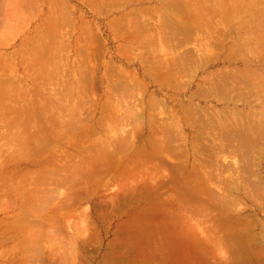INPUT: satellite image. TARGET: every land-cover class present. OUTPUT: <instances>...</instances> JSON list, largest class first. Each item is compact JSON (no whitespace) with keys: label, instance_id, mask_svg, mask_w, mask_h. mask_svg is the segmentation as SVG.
Masks as SVG:
<instances>
[{"label":"rangeland","instance_id":"1","mask_svg":"<svg viewBox=\"0 0 264 264\" xmlns=\"http://www.w3.org/2000/svg\"><path fill=\"white\" fill-rule=\"evenodd\" d=\"M111 1L112 2L109 3L108 1H104V0H0V130H1L0 132V161H2L0 162V164L2 163L3 165V166H0L1 168L0 169V193H3V194H0V199H1L0 200V205H1L0 206V225H1L0 232H2L1 235H3V233L4 234L6 233L5 235H8V236L10 235L9 233H11V235L13 234L15 235L16 233L13 230H12L13 232L7 230L9 231L7 233L6 227L5 228L3 227V230L1 229V227L3 226V224L6 225V223H8L6 226L9 227L11 225V223L9 224V221L11 222L15 214L18 213V207L17 208L15 207L16 209L12 207L13 199L18 201L20 199V196L24 197L27 193V190H25L26 188L24 187L25 181H23L21 177L19 178L13 177L14 179H12L11 177L12 170L15 169L17 166L21 167L22 170H25L26 167L31 166L30 164H26L24 161L21 162V160L19 161L21 163L16 162L17 158L13 156V155L18 156V154L21 155L23 152L28 151L29 149L33 150L35 144L30 142L29 140L26 141V138L28 136L31 137L32 134H35L34 131L38 132L40 128H42L41 130H43L44 132L47 129H51L52 131L54 130L53 131L54 133H52L51 130H48L50 131L51 134H53V136H55L56 130L65 132L67 130L66 127L68 128L69 125H72V127L69 126V128L71 127L70 129H72L74 126L73 123L69 124L68 122L72 114L75 115L76 113L78 114V117L74 116L75 118H80V119L84 118V120L86 119L89 121V124L96 123V121H98V119H100V117L103 114H106V115L112 114V113L115 114L116 110L113 112L114 107L111 108L112 105L115 103V101H117L115 99L122 100L120 106H123V108L121 107L118 110L119 112L121 111L120 113H124L125 110H126L125 113L129 112L130 108H128V106H130V104H132L133 102H136L137 104L139 102L138 105H140V107L138 109V112L141 111L140 114H142L145 117L144 119L146 121V126L144 128V131L141 132L142 136L140 134L141 137H139V140L137 142L138 146L141 145L143 143V140L145 139H146L145 141H147L145 143H149V141H152V134L150 135L151 130L149 128V119H150L149 113H151L150 112L151 109H152V112H154V114L157 116H159L158 114L161 111H163L164 115L166 116L167 114H170L168 115V117L162 115V117L164 116L165 118H168V119L163 118L165 120V121L163 120L165 123L170 122L171 117L169 116L174 117V120L176 117H178L179 119L181 118L183 120L182 121L180 119L181 126L183 125L182 129L177 130L181 132L182 135L179 134L180 135L179 136L178 134H176V137L178 136H179L178 138L181 137L183 141L181 140V138L180 139L177 138L179 143H176L177 141L175 143L177 146H180L179 145L180 143L181 144L184 143L183 145L185 146V148L187 147L189 151V155H190L188 156L189 160L187 159L189 163L185 159L186 157H183V156L180 157L177 154H175V156L180 158L179 160V159H176L177 157L175 158V156L173 155L174 156L173 158L176 161L172 158V162L170 161L171 163L170 162L169 163L171 165L173 164L172 166H175L176 168L172 167L168 163V168L169 169L171 167L173 168L171 170H168L169 171L168 176L169 177H171L172 175L174 177L177 176L176 178H177V183H178L177 185L175 181L169 178V185L171 182L173 183L172 186L176 184L175 186H178L177 187L178 189L182 188V190H185V191H182V190L178 191L177 188L174 189V187L170 186V188L171 187L172 188L171 189L169 188L168 190L167 188H165L164 190L166 191L163 193L165 196H167L170 193V191L171 193L172 191H174L172 193V196L170 194V196L168 195L167 198L170 199V201L172 199L175 201L173 202L172 200V202L175 203L174 209L172 210L173 214L179 213V216H183V220H181L180 218L178 219L179 217L178 216L175 218L181 221L177 222L175 218H172V220L174 221L172 222V220L169 219L168 217H163L161 215L162 217L159 216L157 217V219L153 221V223L156 224L154 225L152 223L153 228H154V229L152 228L153 230L144 228V227H147V225L146 226L143 225L144 227H142L140 223L136 224L137 217L139 213H141V210H140L139 205H137L136 203L132 204L134 202V197H132L131 201H129V203L126 205L125 197L124 199L122 198L124 194L120 192L118 195H120L121 199L119 198V201L116 204L117 206L115 208L112 207L113 203L110 199L116 197L117 195L116 193H118L117 189L121 188V186L119 187L118 184L119 185L122 184L121 181H120L121 183H119V181L116 182L117 180L116 181L113 180L116 183H118L116 186L117 188L115 187V185H113L114 182L112 185L109 183L110 184L109 187L107 184V188L106 186L105 187L103 186L104 188L100 187L101 189L99 188L98 191L96 192L97 195L95 194V196L93 195V197L90 195V197L87 198L88 200L86 199L87 202L86 200H84L83 201L85 202L84 204H79L77 206L78 210L76 209V212L78 213L75 212L77 215H72V214L68 215L67 218L60 221L61 223L64 222L63 224H66L67 227H68V224H70L71 228L69 225L68 227L69 230L66 227L64 228V230L62 229V232L60 231V233H57V236L59 235V237L53 238V233H51L50 226L48 225L46 227L48 233L46 235H43V237L41 235L37 236L36 240H34L35 237H33L30 243L28 244V246L23 247L21 245L22 242L18 241V240H21V241L23 240V244L26 243L27 241L24 237L25 234L19 237L17 236L16 238L15 237L13 238L14 236L13 235L12 236L13 239L10 237L11 238L10 240L12 242L9 240L7 241L8 242L7 244L1 243L0 250L1 252L3 250L4 251L2 252L3 255L5 253V256L7 255L8 258L5 256L2 257L3 255L1 253L0 264H7V263L8 264H226V263L227 264H239L240 263L241 264L242 261L244 264L246 263L247 264L248 263L249 264H264V152L262 151L260 152L259 150H257V157H258L257 161H261L260 162L261 164L259 163L256 165L258 169H256V172L251 175L252 178L255 179L254 181L256 180L258 181L255 182L256 187H252V193H250L247 191L245 182L243 183L240 182L237 184L234 180H230V173H231L230 168H232V166H230L231 163L229 161L228 162L224 161V156H229L231 154L229 155L227 153H226L227 155L226 154H221V155L216 154L213 150L210 149V146L212 148L213 143H214L213 144L214 146H218L215 144V142H212L213 138L210 137L212 141L208 140L210 141V144H208L209 142L207 141L208 139L207 137H205L207 139H205L203 135H202L203 138H201L202 136L199 137L200 136L199 134H201L199 133L200 129H202L203 127L207 126V131L212 130L214 127L217 128L216 127L217 124L215 123L217 122V120H214V118L216 119V117L218 116V119H219L222 113V110L226 111L227 109L229 110L231 109L232 111L231 113L238 112V111H240L241 113L242 112L244 113V111H247L248 113L245 112L247 114L244 113V116L241 115L243 118L247 117L245 115L250 114L249 112L251 111L253 113L252 115H256V118L257 116L258 117L261 115L264 116V110H263L264 106L262 107V105L260 104V102L261 103L263 102L262 104L264 105V64L262 65L260 62V61H264V35H263L264 34V29H263L264 28V16L261 17L262 15L260 16V14L256 16V14L258 13L256 10L257 7L259 9L258 11H260V8H262L261 6H263L262 4H260L262 0H256V1L255 0L254 1L252 0H239V1L231 0V2L230 0H222V4L220 3L221 0H218V1L214 0L215 2L213 0H200L198 2L197 0L195 1V4L194 2H192L193 5L188 6L186 8V12L189 17L188 16H184V17L186 18V20H191L193 25L198 20L204 22L202 19H205L208 25L205 27L206 29L208 27L207 31L209 33L205 30V27H204V30H201V31L195 30V32L189 37V39L185 40L187 42L185 43L183 42L180 45H174V46H177L174 49L176 50L177 48L178 51L180 50L179 52L181 53L183 52L182 54H188V53L192 54L193 56H191V58H197L199 56V53L197 54L196 52L197 49L195 46L199 45L201 43V40H204L206 36L208 40L209 36L207 34L210 35V32L213 31L212 33H215V35L213 36L214 38L211 37V39L213 40L211 42L213 46L212 47L213 54H212V57L206 60L205 62L200 63V60L191 61L188 64V66L185 68L186 71L184 73L179 74V76L175 78L176 82H173L174 81L173 79V81L171 80L168 83H164L165 81H163L160 78V75L164 74L166 71L165 67L161 65L160 62H162L163 59H167L168 54L170 53L167 54V52L161 51L160 50L161 47H159V45H157L156 43L154 44L148 43V41L151 40L149 38H146L144 42H140V43L129 41L130 39L128 37L126 38L123 37L125 34L122 36V34L119 33L115 25L116 20L122 15L129 13L130 10H133L139 7L154 8V6L156 5L155 0L140 1L139 4H138V1L137 3L135 1L134 3L131 4L125 0L124 1L122 0L123 3L125 4V5L122 4V6L124 5L125 7L124 6L120 7L116 5L117 0H111ZM119 1L121 0H118V2ZM210 2H211V5L216 4V7L215 5H213L214 6L213 8V6L210 5ZM250 2L254 4L251 5ZM235 3H236V6H235ZM243 3L245 7L242 6ZM257 5H260V7ZM234 8H236V10ZM251 8H255V9L252 10L251 12L249 11ZM188 10L190 11L191 15L189 14ZM253 12L256 14H254ZM198 13H200L203 16L202 19L199 18ZM219 13H221L219 15L220 18L217 15ZM225 13L226 15H224ZM252 13L254 15H252ZM196 15L198 17H196V19L193 20V17ZM222 16L225 19H223ZM258 16H260V18H262L261 20H263L260 22V24H259L260 18ZM212 17H214L213 18L214 22H213ZM226 17H227V20H226ZM147 18H149V15L147 16ZM154 19H157V18L154 16ZM217 21L219 22V24ZM225 21H227V23ZM152 23H154L153 20H152ZM184 23L186 24V22ZM209 23H211V25ZM212 23L213 24L216 23L214 24V27H217V29L213 27ZM232 24H234V26ZM257 24H259L260 27L262 25V28L260 29L259 25L257 26ZM235 25H237L238 27ZM243 25H244V28H243ZM246 25H248L249 27ZM209 26H211L210 27L211 31H209ZM247 27L250 28V30L247 29ZM247 32L249 33L247 34ZM127 35L128 34H126V36ZM180 35L182 37L184 34L181 33ZM221 35L222 37L224 35V37L221 38ZM203 36H205L204 39L201 38ZM216 37L223 39L224 41L223 44L214 42L216 41L215 40ZM245 38L246 40L243 42V44L245 45H243L241 44V40H244ZM207 40L206 41L204 40V41L207 42ZM204 41H202L203 43L201 44V48H203L204 46V43H205ZM209 41L211 40H208V42ZM172 46L173 45H171V47ZM197 48H200V47L197 46ZM47 54L49 58L45 56ZM52 54H54V56H52ZM81 56L83 58H81ZM88 57H91L89 58L90 60L88 59ZM47 58H48V62L46 63ZM168 59H170V57H168ZM258 60H259V63H257ZM246 61L250 63L251 68L255 70L256 73L258 74L256 78H258L260 81L262 80L261 81L262 83L259 82L258 79L256 78L254 80L258 84H260L259 89H256L255 91L258 93L260 92L259 94L261 97L260 96H259L260 98L257 97L258 96L257 94H256L257 96H254L255 95L254 93L256 92H253V97L251 96L253 100L255 98L254 101H257L256 100L257 98H259V101L254 102L253 100L250 99L251 100L250 103H252V106L248 102L247 104H245L246 102L243 101V99H241L240 102L234 101L233 103V101L220 100L219 98L217 99V96L214 93L211 94L212 91L210 90L207 91L210 85L209 81L212 78H216V76L218 77V75L220 76L221 74H225V72L228 73L229 71H233V70L234 71L238 70L239 72L240 71L243 72L246 69L245 67ZM87 65L88 66L90 65V66L88 67ZM79 67H81L80 69H83L81 70L82 73H80ZM92 67L94 68V70L92 69ZM54 71H56L57 73ZM89 72H92L93 75H91ZM107 72H111V73L109 74ZM112 72H113V75H112ZM85 74L88 77L85 78ZM157 74L159 76H157ZM214 74L216 75L215 77L213 76ZM80 77H83L82 81L83 83H85L84 86H85L86 91L84 89L83 84L81 85L80 83L81 87L79 86L78 80L80 79ZM241 78L244 79L243 76ZM158 79L161 81H159ZM92 80L94 82H92ZM137 80H139L143 84L135 85L137 83H140ZM79 81H81V79ZM214 81L216 80L212 79L211 83H213ZM90 82L93 85H91ZM111 82L113 83L111 84ZM206 82L209 83V85L208 87L205 88V86H207ZM257 83L256 85L258 87ZM88 85H90L89 88H88ZM140 86L141 87L144 86V87L140 88ZM78 87H80L79 88L81 89L80 91ZM131 88H133V90ZM83 89H84V92H83ZM198 89H200L199 92H198ZM204 90H205V93L207 92L209 94L207 95L206 93V95H203L205 94L203 92ZM77 91H79L81 94ZM209 95H211L212 97ZM214 96L216 97V99H214L215 98ZM128 97H130V99ZM122 98L124 99V101ZM134 98L137 100H134ZM150 98H152L151 99L152 103H151ZM140 100H143V101H140ZM155 100L158 101L157 106L159 105L160 109L156 105H154L153 101ZM109 101L111 103L112 102L114 103L111 104ZM127 101L130 102L129 105ZM141 102L143 103L141 104ZM62 103L65 104V106L61 105ZM158 103H161V104L164 103L163 106L165 110L162 107H160V104ZM190 104L194 107L191 106L189 110L187 109V111L183 112L184 110H186L184 109L186 108L184 106L186 105L190 106ZM107 105L109 106V108ZM165 105L167 108L165 107ZM78 106H80V110H76V109H79ZM181 108L183 109V111ZM195 108L199 109V111L200 110L202 111L198 113V110H196ZM72 109H73V113L70 112L72 111ZM94 109L96 110V112ZM194 109L196 110L197 113H195ZM166 110L169 112H167ZM170 110L171 111L173 110L172 112L174 113L172 114H175L176 117L170 113ZM191 110H193L192 111V113L194 112L193 114L190 113ZM225 111L224 113L228 112V111L226 112ZM102 112L103 114H100ZM156 112L158 114H156ZM202 112H205L206 114L205 113L203 114ZM214 112L216 114L219 113V115L213 117L212 114L210 113H214ZM201 113L204 117L205 115L209 116L208 114H210L212 119L210 116H209L210 119L207 116L206 118H208L211 122L213 120L214 123L208 124V122L210 121H207L208 119L200 115ZM190 114H191V118L189 116ZM196 114H199V116L203 117L204 120L207 122L205 123V121L202 120L203 118L200 119V117H198V119H200L198 120L197 119L198 115ZM238 114L240 113L238 112ZM61 115L63 117H61ZM81 115L84 117L81 118L82 117ZM89 115L91 116L89 117ZM192 115L193 117L195 116L196 117L192 118ZM48 116H49L48 118L49 120L47 119ZM74 117L72 116V118ZM91 117H94V118L91 119ZM75 120L73 122H75ZM159 120L161 121V117H159ZM58 121L60 125H58L59 124ZM66 121L68 124L66 123ZM41 122H44V124L42 123L43 124L42 125ZM203 122H204L203 126L201 125L200 127L199 124H202ZM74 124H75L74 127L76 131L78 130L79 126H76L77 125L76 123ZM205 124L207 125L204 126ZM61 126L62 128H60ZM43 127L45 129H43ZM118 128L120 129V127H117L116 131L117 130L119 131ZM128 128H131V127H128ZM128 128L126 127L127 130ZM176 129L177 128L173 129L175 133H177ZM45 133L48 134L47 131ZM118 133H117L118 135L116 136V138L118 137L117 140L121 137L122 134H123L122 136H126L124 133H122V131H119ZM170 133H173V131H170ZM175 133L173 134L175 135ZM209 133H212V132H209ZM174 135H170L172 140L174 139L177 140ZM53 136H50V137L53 138ZM150 136H151V140H150ZM140 138H143V139H140ZM147 138L149 139V141ZM184 138H185V142H184ZM197 138H198V141L202 139L205 140V141L202 140L203 141L202 145L200 144L199 145L201 147L202 146L204 147V145L208 144L207 146L210 145L209 149H206V146L205 148L200 147L202 149L201 151L198 145H197L198 147H196L195 144L199 143V142L195 143V141H197L196 140ZM186 142L188 144V145L186 144L187 146L185 145ZM22 143L25 144L26 146L23 145ZM8 144L10 145L9 147H8ZM27 145H29L30 148ZM193 145L197 148V150L199 149L197 151V155L200 154V156L198 155L199 157H195L194 162H193L194 155L191 152L195 153L196 148ZM260 145L261 144H258V146ZM192 146L194 147V151H193ZM10 149L12 150V152ZM15 149H17V151L19 152L17 153ZM133 150L135 151L137 149L130 150V148H128L127 151L122 149L120 153L118 154L120 155V160H121V154L123 156H126V154H128L127 156H130V153ZM9 153H12V155ZM11 156L13 157V159L11 158ZM126 157H123L124 159L122 158V161H121L122 165L124 164V160L127 159ZM183 159L186 160V161L184 160L185 163ZM12 160L14 161V163H12L13 162ZM199 161L200 162L206 161L205 169L203 166L202 167L200 166ZM196 162H199V163H196ZM192 164H193V169H192ZM194 164H197V165L194 166ZM123 166H115L114 171L120 170V168L122 169ZM196 168L197 170L199 169L198 174H197L198 171H196L195 173ZM171 172L173 173L172 175H171ZM204 173H206L207 175H205ZM194 174L195 175L197 174L196 177ZM199 174H201L200 176H204V177L203 178L201 177L202 178L201 179ZM110 176L112 177L113 175H110ZM173 176H172V179L174 178ZM178 176L179 177L183 176V178L186 179L185 180L182 178L185 181L184 183H188L189 185L190 183L191 184L193 183V184L191 186L189 185L187 186L186 184L182 183L183 181L181 182L182 180L181 178L179 182ZM205 176H209V178H211L210 180L212 181V183L214 182L216 184H213L214 185L213 186L212 183L211 184L208 183L211 181H208V179H206L208 177L205 178ZM244 176H245V173H244ZM248 177L250 178L249 173L246 174V178ZM256 177L258 179H256ZM135 178L136 179L134 183L133 182L132 184L130 183L131 186L129 187V189H131L132 186L136 187V185L142 181V180L140 181L139 178L137 177ZM204 178L206 182L208 181L207 183L209 185H212V186L208 185L210 187L209 190H207L208 186H205L206 184L204 183L205 182ZM9 182L10 183L13 182L11 183L12 185ZM198 182H200L201 184L200 183L198 184ZM7 183H9L8 184L9 186L7 185ZM185 185L186 187H184ZM197 187L199 190L202 189V191H199ZM219 187H222L224 188V190H226L225 195H222V192L219 191ZM23 188L24 190L20 191ZM46 188L49 191L51 190L50 185L49 187H46ZM204 188L206 190H204ZM176 189L178 193L175 192ZM194 189H196L197 192L199 191V193H195L196 191ZM42 191H45V189ZM186 191H187V194L185 193ZM190 191L193 193H191ZM21 192H22V195L20 194ZM179 192H180L181 198H179L180 197V195H178ZM181 192L182 193L184 192L185 194H182ZM188 192L190 193L188 194ZM228 197L232 199L233 203L228 202V200H230V198ZM7 198L9 201L7 200ZM162 198L166 199V197L164 196H162L161 199ZM185 198L186 200H183ZM235 198L238 199V201L235 202ZM159 199L160 198H158L157 200ZM10 200L12 201V204H10L11 202ZM20 200L22 201V198ZM123 200L124 202H122ZM8 203L11 206H9ZM101 203L102 205H99ZM180 203L182 204L183 207L182 206L180 207L181 205ZM18 204L21 206L23 205V203L21 204L20 201L18 202ZM109 204L112 206H109ZM118 204L120 206H118ZM87 205L89 208H87ZM170 207L172 208L173 204ZM85 208H87V210ZM157 209L158 210L164 209V207L161 206L160 208V206H158ZM172 211L170 214L173 217ZM82 215H83V218H86V216H88L87 217V219L89 218L88 224L90 222H93L94 225L92 223L91 224L92 226H94V228L92 226L89 227L90 229H92L91 232L88 226H84V227L88 228L89 232L81 224H79L80 226L77 227L80 229V230H77L78 232L73 231V230H76L75 224L78 222V219H79L77 216L83 219ZM134 216L135 217L137 216V217L135 218ZM222 216L224 217V219L222 218ZM240 216L243 217V219H245L244 220L245 222H244L243 219L241 218L242 223L244 222L245 224H247L246 223L247 220H250V222L252 221L251 225L253 227L252 226L251 227L254 228V230L249 228L250 226L248 224L246 225L248 227V230H246L247 227L245 226V224H242L243 226L240 225L241 222H240V219H238ZM161 218L165 220H162ZM69 219L70 220L72 219V220L70 221ZM237 220L240 223L238 222L236 224ZM66 222H69V223L67 224ZM169 222L170 223L172 222L171 226H168L170 225ZM175 222L179 223L178 224L179 226ZM159 223L160 224L162 223L161 224L162 227L165 225L163 229L165 228L167 229V231L164 230L165 231L164 232L162 228L160 229L161 226ZM132 225H135V226L138 225V227H135ZM208 225L209 226L211 225L210 228L216 227L215 229H213V231L214 230L218 231V232L216 231L213 232L211 229V231L214 234V235H211L212 238L209 235V234H212V232L209 231L210 232L209 233L207 232L208 230L206 229L209 227ZM217 225H218V228H217ZM238 225L241 226L242 228L244 227L245 228V229L243 228L244 231L243 229L238 230V228L240 229ZM59 226L64 227L65 225L64 226L59 225ZM155 226H157V228ZM236 226H238V228H236ZM39 227L41 226H37V229ZM179 227L181 228L182 231H180ZM143 231H145V233ZM189 231H192L193 235ZM245 231H248V232L246 233ZM142 232L144 234H141ZM181 232L183 234H181ZM204 233L207 235L208 239L210 237L209 239L210 241L206 238V236H204ZM254 233H257L258 236L257 234H254ZM85 234L86 236H84ZM261 234L263 237H261ZM245 235H246V238H245ZM247 235H248V238H247ZM249 235L251 236V238L253 237V235H255L253 237L254 239L252 238L253 241L250 240L251 238L249 237ZM202 237L205 239L202 240ZM0 238H1L0 240H3L2 236ZM165 238L169 240L165 241ZM240 238H241V241H240ZM170 239L173 241H171ZM213 240L215 241L214 244L212 243L214 242ZM171 242H174V243L176 242L177 245H175L176 243L175 244L173 243V245H175L173 246ZM229 242L231 243L228 244ZM16 243L18 244L17 247L19 248L20 246L22 249L19 248L18 250L16 248ZM167 243L169 244L171 243L172 246L167 245ZM220 243L222 246L220 245ZM239 243L241 244L238 245L239 246L238 247L237 244ZM155 244L156 245L158 244L157 245L158 247L157 246L155 247ZM232 244L235 246H233ZM13 245H14V250L16 248L18 252L17 250L15 251L13 250ZM162 245L164 247H162ZM166 245L170 247L169 248L170 250H173V249L177 250L176 248L180 247V249H178L180 251H177L179 255L177 256H175L174 254L171 255L173 252L171 251L172 253H170V250H167L168 247ZM202 245L204 247L206 246L205 249L203 248ZM229 245H232V246L230 247ZM73 246L75 247L74 249L76 250H73ZM181 246H186V248L182 247L181 249ZM209 247H212L215 250H217V248L215 247H220V248L223 247L221 249L224 250V252L220 248L219 249L221 250V252H219L220 250L218 251L213 250L214 253L216 252L219 253L218 254L219 256H216L217 253L214 254L210 248L209 249L210 254H209L208 249H206ZM234 247L235 248L238 247V248L235 250ZM201 248H203L205 251H202L203 249ZM6 249H9V250L11 249V251H13V252L11 251L10 252L13 253L14 255L9 253L11 257L13 258L9 256L8 254L9 250H6ZM231 249H234V250H231ZM241 249H245L244 251L246 250L247 251L241 252ZM260 250L262 252H260ZM198 251H200L201 255H199ZM160 252L164 253V255H167V256H164L163 254L162 256H158V255H161ZM166 252L170 254L168 255ZM177 252L175 253L174 251L175 254H177ZM236 252H238L239 254L238 253L236 254ZM249 252H251L252 254L254 253L255 257L254 256L252 257V254ZM153 253H154V256H152ZM155 253H157L156 254L157 256L155 255ZM247 253L248 255L249 254L251 255V256L249 255L251 260H249L248 259L249 257L246 256ZM202 254H204V257ZM205 256H207V259L205 258ZM200 257H202L203 259L202 258L200 259ZM204 258L206 259V261L204 260Z\"/></svg>","mask_w":264,"mask_h":264},{"label":"bare ground","instance_id":"2","mask_svg":"<svg viewBox=\"0 0 264 264\" xmlns=\"http://www.w3.org/2000/svg\"><path fill=\"white\" fill-rule=\"evenodd\" d=\"M104 1H108L109 3L110 2H112L111 0H104ZM124 1V0H123ZM123 1L121 0V1H119L118 2V0H117V2H116V5H118V6H122V4H124L123 3ZM125 1H127L128 3H134L135 1H136V3H137V1H138V4L140 3V1H145V0H125ZM150 1H152V0H150ZM195 1H197V0H155V2H156V5L154 6V8H151V7H149V8H141V7H139V8H136V9H133V10H130V12L129 13H126V14H124V15H122L121 17H119L117 20H116V22H115V25H116V28L118 29V31H119V33H121L122 34V36L123 37H128L130 40L129 41H132V42H138V43H140V42H144V40L146 39V38H149V39H151V40H149L148 41V43H156L157 45H159V47H161V51H164V52H167V54L168 53H170V54H168V57H170V59H168V57H167V59H163V61L162 62H160V64L161 65H163L164 67H165V70H163V71H165V73L164 74H162V75H160V78L163 80V81H165L164 83H168V82H170L171 80L173 81V79H174V81L173 82H176V80H175V78H177L178 76H179V74H181V73H184L185 71H186V67L188 66V64L191 62V61H195V60H200V63L201 62H205L206 60H208V59H210L211 57H212V54H213V46H212V39H211V37H213L214 35H215V33H212L213 31H211L210 30V27L211 26H209V31H211L210 32V35L209 34H207L209 37H208V40H211V41H209L208 42V40H207V36H206V38H205V36H203V37H201L202 39H204L205 41L207 40V42H205L204 40H201V43L199 44V45H194L195 47H196V52H197V54L199 53V56L197 57V58H191V56H193L192 54H190V53H188V54H182L181 52H179L178 50H177V48H176V50L174 49L175 47H177V46H174V45H180L181 43H185V42H187V41H185V40H188L189 39V37L195 32V30H197V31H201V30H204V27L205 26H208L207 25V22H206V20L205 19H202L203 18V16L200 14V13H198V15H199V18H201L204 22H202V21H197L194 25H193V23H192V21L191 20H186V18L184 17V16H188V14H187V12H186V8L188 7V6H191V5H193V3L192 2H194V4H195ZM200 0H198V2H199ZM214 1V0H213ZM218 1V0H217ZM216 1V2H217ZM239 1V0H238ZM252 1H254V0H252ZM256 1V0H255ZM107 2V3H108ZM209 2V1H208ZM215 2V1H214ZM213 2V3H214ZM230 2H231V0H230ZM237 2V1H236ZM104 3V2H103ZM221 4H222V0H221V2H220ZM238 3V2H237ZM130 4V5H131ZM142 4V3H141ZM200 4V3H199ZM250 4L252 5V4H254V3H251L250 2ZM260 4H262L263 6H261L262 8H260V11H258L259 9H258V7L257 6H259L260 7V5H257L256 7H257V14L256 13H254V14H256V16L257 15H259L260 14V16L261 17H263L264 16V0H262V2L260 3ZM125 5V4H124ZM123 5V6H124ZM210 5H211V2H210ZM213 5H215V7H216V4H213ZM213 5H211V6H213ZM217 5H218V3H217ZM229 5H231V4H229ZM250 5V6H251ZM122 6V7H123ZM135 6V5H134ZM197 6V5H196ZM235 6H236V3H235ZM242 6H244L245 7V5H244V3H243V5ZM249 6V7H250ZM125 7V6H124ZM218 7H219V5H218ZM213 8H214V6H213ZM237 8V7H236ZM236 8H234L235 10H236ZM224 9V8H223ZM223 9H221V10H223ZM255 8H251L249 11H251L252 12V10H254ZM216 10V9H215ZM218 10V9H217ZM255 10V11H256ZM188 12H189V14L191 15V13H190V11L188 10ZM228 12V11H227ZM244 13H246V12H244ZM249 13V12H248ZM247 13V14H248ZM252 13V15H254ZM221 13H219V14H217L218 15V17L220 18V15ZM234 14V13H233ZM149 15V18H147V16ZM153 15V16H152ZM224 15H226V13L224 14ZM235 15V14H234ZM251 15V16H252ZM154 16L157 18V19H154ZM233 16V15H232ZM260 16H258L259 18H260ZM151 17H153V18H151ZM189 17V16H188ZM195 17V18H194ZM193 17V20L194 19H196V17H198L197 15L196 16H194ZM218 17H217V19H218ZM223 17V16H222ZM214 17H212V19H213ZM215 18H216V16H215ZM234 18V17H233ZM253 18V17H252ZM148 19V20H147ZM222 19V18H221ZM223 19H225L224 17H223ZM262 18H260V21H259V24H260V22L261 21H263V20H261ZM152 20L154 21V23H152ZM226 20H227V17H226ZM234 20V19H233ZM223 21V20H222ZM184 22H186V24L184 23ZM213 22H214V19H213ZM215 22H216V20H215ZM218 22V21H217ZM221 22V21H220ZM226 23H227V21H225ZM224 22V23H225ZM229 22H231V21H229ZM225 23V24H226ZM235 23V22H234ZM210 25H211V23H209ZM213 24V23H212ZM214 24H216V23H214ZM214 24H213V27H214ZM218 24H219V22H218ZM259 24H257V26L259 25ZM222 25H224V24H222ZM233 26H234V24H232ZM231 25V26H232ZM238 25V24H237ZM237 25H235V26H237ZM239 25H241V24H239ZM216 26H218V25H216ZM220 26V25H219ZM230 26V27H231ZM246 26H248V25H246ZM224 27V26H223ZM238 27V26H237ZM249 27V26H248ZM247 27V29H249L250 30V28H248ZM259 27H260V25H259ZM214 28H216L217 29V27H214ZM240 28V27H239ZM243 28H244V25H243ZM262 28V25H261V27H260V29ZM219 29V28H218ZM246 29V28H245ZM264 29V28H263ZM262 29V30H263ZM205 30L207 31L208 30V27H207V29H206V27H205ZM239 30V29H238ZM258 30V29H257ZM117 31V32H118ZM208 32V31H207ZM236 32V31H235ZM241 32V31H240ZM181 33H183L184 35L181 37ZM209 33V32H208ZM237 33H238V31H237ZM249 32H247V34H248ZM126 34H128L127 36H126ZM213 34V35H212ZM217 35V34H216ZM264 35V34H263ZM199 36V35H198ZM218 36V35H217ZM219 37V36H218ZM218 37H216L215 38V40L216 41H214V42H216V43H219V44H223V39H221V38H223L224 37V35H223V37H222V35H221V38H218ZM245 37V36H244ZM244 37H242V38H244ZM210 38V39H209ZM214 38V37H213ZM241 38V39H242ZM246 40V38L244 39V40H241V44H243V42ZM202 41H204L205 43H204V46H203V48H201V44L203 43ZM211 43V44H210ZM240 44V43H239ZM240 44V45H241ZM171 45H173L172 47H171ZM243 45H245V44H243ZM242 45V46H243ZM197 46L198 47H200V48H197ZM131 49V48H130ZM160 51V52H161ZM85 53V52H84ZM88 53H89V51H88ZM94 53V52H93ZM185 53V52H184ZM90 54H91V52H90ZM51 55V54H50ZM46 57H48V54L47 55H45ZM52 56H54V54H52ZM90 56V55H89ZM80 57V56H79ZM45 58V57H44ZM49 58V57H48ZM48 58H47V60H46V63L48 62ZM81 58H83L82 56H81ZM89 58H91V57H88V59ZM52 59V58H51ZM83 60V59H82ZM90 60V59H89ZM260 60V59H259ZM259 60L257 61V63H259ZM49 61H50V59H49ZM51 62H53V61H51ZM261 62V64L263 65L264 63H262V62H264V61H260ZM43 63V62H42ZM45 65V64H44ZM81 66V65H80ZM83 66V65H82ZM88 66V65H87ZM90 66V65H89ZM88 66V67H89ZM84 67V66H83ZM163 67V68H164ZM245 67H246V69L243 71V72H239L238 70H233V71H229L228 73H226L225 72V74H221L220 76L218 75V77H219V79H218V77L214 74L213 76L215 77L216 76V78H212V79H214V80H216V81H214L213 83H211V80L209 81L210 82V85H209V83H207L206 82V84H207V86H205V88L206 87H208V85H209V89L207 90V91H212L211 92V94L212 93H214L216 96H217V99L219 98L220 100H226V101H233V103H234V101L236 102H240V100L241 99H243V101H245L244 103L245 104H247V102L248 103H250V101L251 100H253V98H251V96L253 97V92H256L255 90L256 89H259V85L260 84H258L257 82H255L254 80H255V78H256V76L258 75L257 73H256V71L255 70H253L252 68H251V66H250V63H248L247 61H246V63H245ZM46 68V67H45ZM52 68V67H51ZM54 68V67H53ZM81 67H79V71H80V73H82V71L81 70H83V69H80ZM109 68V67H108ZM111 68V67H110ZM92 69L94 70V68L92 67ZM55 70H56V68H55ZM116 70V69H115ZM57 71H58V69H57ZM114 71V70H113ZM54 72H56V71H54ZM65 72V71H64ZM93 72V71H92ZM92 72H89L91 75H93V73ZM116 72V71H115ZM114 72V73H115ZM57 73V72H56ZM60 73V72H59ZM107 73H111V72H107ZM55 74V73H54ZM62 75V74H61ZM112 75H113V72H112ZM55 76V75H54ZM56 76H57V74H56ZM157 76H159L158 74H157ZM244 77V79L243 78H241V77ZM86 77H88V76H86V74H85V78ZM132 77V76H131ZM228 77H229V79H228ZM73 78H74V76H73ZM130 78V77H129ZM80 79H81V81L83 80V77H80ZM79 79V80H80ZM121 79V78H120ZM125 79V78H124ZM256 79H258V78H256ZM261 79V78H260ZM78 80V79H77ZM78 80V83H79V86L81 87V85L83 84V86H84V84L85 83H83V81L81 82V81H79ZM89 80V79H88ZM133 80V79H132ZM159 80V79H158ZM157 80V81H158ZM208 80V79H207ZM91 81V80H90ZM128 81V80H127ZM126 81V82H127ZM130 81V80H129ZM138 82H140L139 80H137ZM159 81H161V80H159ZM162 81V82H163ZM218 81V82H217ZM258 81L259 82H261L259 79H258ZM92 82H94L93 80H92ZM131 82V81H130ZM172 82V83H173ZM80 83H81V85H80ZM113 82H111V84H112ZM136 83V82H135ZM205 83V82H204ZM256 83L258 84V87H257V85H256ZM262 83V82H261ZM90 84H91V82H90ZM118 84V83H117ZM134 84V83H133ZM138 84H143V83H137V84H135V85H138ZM174 84V83H173ZM205 84V85H206ZM91 85H93V84H91ZM119 85V84H118ZM134 85V86H135ZM175 85V84H174ZM201 85V84H200ZM200 85H199V87H200ZM203 85V84H202ZM87 86V85H86ZM89 86L90 85H88V88H89ZM125 86V85H124ZM127 86V85H126ZM131 86V85H130ZM133 86V85H132ZM80 87H78V89L80 88ZM128 87V86H127ZM137 87V86H136ZM135 87V88H136ZM142 87H144V86H142ZM141 86H140V88H142ZM123 88H125V87H123ZM122 88V89H123ZM139 88V87H138ZM84 89H85V86H84ZM84 89H83V92H84ZM132 90H133V88H131ZM130 89V90H131ZM81 89H79V91H80ZM88 90V89H87ZM117 90V89H116ZM121 90V89H120ZM125 90V89H124ZM131 90V91H132ZM138 90V89H137ZM199 90L200 89H198V92H199ZM261 90V89H260ZM259 90V91H260ZM79 91H77V92H79ZM85 91H86V89H85ZM118 91V90H117ZM116 91V92H117ZM127 91V90H126ZM134 91H135V89H134ZM125 92V91H124ZM133 92V91H132ZM204 93H205V90L203 91ZM202 92V93H203ZM80 93V92H79ZM113 93V92H112ZM134 93V92H133ZM207 93V92H206ZM206 93L205 94H203V95H206ZM252 93V94H251ZM260 93V92H259ZM258 92H256V93H254L255 95L254 96H257V97H259L260 96V94H259ZM262 93V92H261ZM81 94V93H80ZM111 94V93H110ZM209 93H207V95H208ZM251 94V95H250ZM257 94V95H256ZM115 95V94H114ZM117 95V94H116ZM120 95V94H119ZM118 95V96H119ZM130 95V94H129ZM128 95V96H129ZM110 96V95H109ZM108 96V97H109ZM118 96H116V97H118ZM127 96V95H126ZM209 96H211V95H209ZM249 96H250V98H249ZM115 97V98H116ZM212 97V96H211ZM215 97V96H214ZM213 97V98H214ZM256 97V98H257ZM261 97V96H260ZM259 97V98H260ZM111 98V97H110ZM109 98V99H110ZM112 98H113V96H112ZM129 99H130V97H128ZM127 98V99H128ZM154 98V97H153ZM249 98V99H248ZM259 98H257L256 100L257 101H259ZM80 99V98H79ZM108 99V98H107ZM123 99V98H122ZM128 99V100H129ZM152 98H150V100H151ZM157 99V98H156ZM214 99H216V97L214 98ZM245 99V100H244ZM246 99H248V100H246ZM251 99V100H250ZM111 100V99H110ZM115 100H117V101H115ZM114 101H115V103L114 102H112V103H114L113 105H112V107L111 108H113L114 110H113V112L116 110V112H115V114H108V115H106V114H103V112L102 113H100V114H103L101 117H100V119H98V121H96V123H90L89 124V121L88 120H84V116H80L81 118H83V119H80V118H75V117H78V114L76 113H74L75 115H73L72 114V116L77 120H75L74 118H72V116H71V118H69L70 120H69V124L71 123H73V125L75 126V124L74 123H76L77 125L76 126H79V128H78V130H76L75 131V127L73 126V128L72 129H70L71 127H72V125H69V126H71L70 128H69V126L67 125L68 123H67V121H66V125L68 126V128L66 127V129L68 130H66L65 132H61V131H59V130H56V132H55V136H53V134H51L50 133V131H48V130H51V129H47L46 131L48 132V134H46L43 130H41L42 128H40L39 130H38V132L37 131H34V133L35 134H32V136L30 137V136H28L27 138H26V141L27 140H29L30 142H32V143H34L35 144V146H34V148H33V150H30L29 148H30V146L29 145H27V146H29V148H27V149H29L28 151H25V152H23V151H21V152H23L21 155H19L18 154V156L17 155H13V156H15L17 159H16V162H19L20 160H21V162H25L26 164H30L29 166L30 167H26V169L25 170H22V168L21 167H16L15 169H13L12 170V173H11V177H12V179H14L13 177H17V178H19V177H21L22 179H23V181H25V190H27V193H26V195L23 197H21L20 196V199L22 198V201L19 199L18 201H16L15 199H13V204H12V201L10 202V204H12L13 206V208H17L18 207V213L17 214H15V216L13 217V219H12V221L10 222L9 221V224L11 223V228H10V226L9 227H7L6 225L8 224V223H6V225H4L3 224V226L1 227V229L3 230V227L5 228L6 227V231L7 230H9V231H11V232H16L15 233V235L13 236V235H11V233H9L10 235L8 236V235H5L4 233H3V235H1L2 234V232H0V235L2 236V239L3 240H0V244L2 243V244H7L8 242L7 241H9L11 238H12V236H13V238L15 237H19V236H22L23 234H25V239H26V243H24L23 244V240L21 241V240H18L19 242H22V246L23 247H25V246H28V244L30 243V241L32 240V238L33 237H35V239L34 240H36L37 239V236H42L43 237V235H46L47 233H48V231H47V226L49 225L50 226V231H51V233H53V238H57V237H59V235L57 236V233H60V231L62 232V229L64 230V228L66 227L68 230H69V225L70 224H68L69 222H66L67 224H68V227L66 226V224H63V223H61L60 221L61 220H64L65 218H67V216L68 215H77L76 213H78V212H76V209L78 210V208H77V206L79 205V204H84L85 202H83L84 200H86L88 197H90V195L93 197V195L95 196V194H96V192L98 191V189L100 188V187H105L106 186V188H107V184H108V187H109V185L111 184H113V182H114V184L113 185H115V187L117 186V184L118 183H116V182H118L119 181V183H121L122 182V184L121 185H119L118 184V186L120 187L121 186V190L118 188L117 190V192L118 193H116L117 195H116V199L115 198H111L110 200L112 201V203H110V204H112V205H110L109 204V206H112L113 208H115L117 205V203H118V201H119V198H120V195H118L120 192H122V194H124V196L122 197L123 199H124V197H125V204L127 205L128 203H129V201H131V198L132 197H134V202L132 203V204H134V203H136L137 205H139L140 206V210H141V213H139V215H138V217H137V222H136V224L137 223H140L141 224V226L142 227H144L143 225H147V227H144V228H147V229H152L153 228V225H152V223H153V221L155 220V219H157V217H159V216H163V217H168L169 219H171L172 220V218H175V217H178L179 216V213L177 214H173V209H174V204L175 203H173V202H175L173 199V202H172V200L170 201V199H168L167 198V196L169 195L170 196V194H171V196H172V193L174 192V191H172V193H171V191H170V193L167 195V196H165L163 193L166 191V190H164L165 188H167V190L170 188V186H172V184L173 183H171L170 182V185H169V178H171V180H173V181H175L176 182V184L178 185V183H177V176L176 177H174L172 174V172H171V175L174 177L173 179H172V176L171 177H169L168 176V173H169V171L168 170H171V169H173L172 167H174V168H176L175 166H172L170 163L172 162V158L175 156V154H177L178 156H180V157H186L185 159L187 160H189V158H188V156H190L189 155V151H188V149H187V147L185 148V146L183 145V144H179L180 146H177L176 145V143H179V141H178V139H180V138H178L180 135L179 134H181L182 135V133L181 132H179V131H177L178 129H182V127H183V125L181 126V120L178 118V117H176L175 116V114H172V113H174V112H172L171 110H170V113L173 115V116H175L176 118H177V120H176V118H175V120H174V117H172V116H169V117H171V119H170V122H164L165 120L164 119H168V118H165L164 116H166V115H164V112L163 111H161V112H159V114L156 112V114H158L159 116H157V115H155L154 114V112H152V109H151V113H149V128H150V130H151V132L150 131H148V132H150V135L152 134V141H149V136H148V141H149V143H145V142H147V141H145V140H143V143L141 144V145H137V142H138V140H139V137H141L142 136V134H141V132H143L144 131V128H145V126H146V121H145V117L142 115V114H140L141 113V111L140 112H138V109H139V107H140V105H138L139 104V102H138V104L136 103V102H133L132 104H130V106H128V108H130L128 111L129 112H127V113H125V111H124V113H120L118 110L122 107L123 108V106H120V104H121V101L122 100H119V99H115ZM126 100V99H125ZM132 100V99H131ZM134 100H137V99H135L134 98ZM133 100V101H134ZM158 100V99H157ZM157 100H155V101H153L154 102V105H156L157 106ZM254 100H255V98H254ZM253 100V101H254ZM65 101V100H64ZM113 101V100H112ZM123 101H124V99H123ZM140 101H143V100H140ZM242 101V102H243ZM252 101V102H253ZM257 101H254V102H257ZM66 102V101H65ZM64 102V103H65ZM110 102V101H109ZM111 103V102H110ZM111 103V104H112ZM125 103V102H124ZM127 103H128V105H129V101H127ZM126 103V104H127ZM143 102H141V104H142ZM151 103H152V100H151ZM161 103H162V101H161ZM161 103H158V104H160V107H162L164 110H165V108H164V106H163V104H161ZM263 103V102H262ZM261 102H260V104L262 105V107L264 106L263 104H262ZM94 104H96V103H94ZM166 104V103H165ZM251 104V106H252V103H250ZM257 104H259V103H257ZM61 105H64L65 106V104H61ZM74 105V104H73ZM81 105H82V103H81ZM132 105V106H131ZM145 105V104H144ZM162 105V106H161ZM253 105H255V104H253ZM71 106V105H70ZM108 106V105H107ZM149 106H151V105H149ZM168 106V105H167ZM189 106V105H188ZM187 105L186 106H184V107H186V108H184L183 106V108L184 109H186V110H184L183 111V109H182V111L183 112H185V111H187V109L189 110V108H191V104H190V106L188 107ZM250 106V105H249ZM142 107H144V106H142ZM151 107H153V106H151ZM158 108H159V105L157 106ZM165 107H166V105H165ZM192 107H194V106H192ZM257 107V106H256ZM78 108L79 109H76V110H80V106H78ZM82 108V107H81ZM107 108V107H106ZM105 108V109H106ZM108 108H109V106H108ZM116 108V109H115ZM167 108V107H166ZM260 108H261V106H260ZM96 109V108H95ZM94 109V110H95ZM132 109H134V110H132ZM160 109V108H159ZM193 109V108H192ZM196 110H198V113H200V111H202V110H200L199 111V109H200V107H199V109H197V108H195ZM194 109V111H195V113H197L196 112V110ZM263 109V108H262ZM93 110V111H94ZM122 110V109H121ZM154 110V109H153ZM157 110V109H156ZM169 110V109H168ZM233 110V109H232ZM264 110V109H263ZM59 111V110H58ZM167 111V110H166ZM192 111L193 110H191L190 111V113H192ZM225 111V110H224ZM224 111L222 110V113H221V115H220V118L218 119V116L217 115H219V113L218 114H216L215 112L214 113H210V114H212V116L214 117V116H217L216 117V119L214 118V120H217V122H215L216 124H217V128H213L212 130H208L207 131V124H205L204 126H206V127H203L202 129H200V132L199 133H201V134H199L200 136L199 137H201L202 135L204 136V138L205 137H207V138H205V139H207V141L208 140H211V138L210 137H212L213 139V141L212 142H215V144L216 145H218V146H214L213 144H212V148H211V146H210V149L211 150H213L216 154H218V155H221V154H231V155H229V156H224V161L225 162H230L231 163V165L230 166H232V168H230V171H231V173H230V180H234L237 184L238 183H243V182H245V186H246V188H247V191L248 192H250V193H252V187H256V183L255 182H257L258 180H256V181H254L255 179H253L252 178V174H254L255 172H256V169H258L257 168V164H259L261 161H257V159H258V157H257V150H259L260 152L262 151V152H264V119H263V115H261V116H257V118H256V115H252L253 113H252V111L251 112H249L250 114H248V115H245V116H247V117H245V118H243L242 116H244V113L245 112H247V111H244V113L242 114L240 111H238L240 114H238V112H234V113H231L232 111H231V109L229 110V109H227L226 111H228V112H226V113H224ZM69 112V111H68ZM70 112H72L73 113V109H72V111H70ZM95 112H96V110H95ZM167 112H169V111H167ZM194 113V112H193ZM192 113V114H193ZM203 114L205 113V112H202ZM202 113L200 114V115H202ZM248 113V112H247ZM247 113H245V114H247ZM59 114H60V112H59ZM58 114V115H59ZM91 114H92V112H91ZM93 114H94V112H93ZM206 114V113H205ZM208 114V113H207ZM210 114H208L209 116H210ZM216 114V115H215ZM255 114V113H254ZM263 114V113H262ZM64 115V114H63ZM66 115V114H65ZM68 115V114H67ZM70 115V114H69ZM161 115V116H160ZM162 115H164L163 117H162ZM168 115H170V114H167V116L166 117H168ZM196 115H198L197 116V119H198V117H200V119L201 118H203V117H201V116H199V114H196ZM242 115V116H241ZM260 115V114H259ZM87 116V115H86ZM91 115H89V117H90ZM94 116V115H93ZM177 116H179V115H177ZM187 116V115H186ZM190 116V118H191V114L189 115ZM195 116V115H194ZM206 116L207 115H205V117L204 118H206ZM209 116H207L208 118H209ZM61 117H63L62 115H61ZM60 117V118H61ZM69 117V116H68ZM159 117H161V121L159 120ZM188 117V116H187ZM196 117V116H195ZM195 117H193V115H192V118H195ZM211 117V116H210ZM16 118V117H15ZM49 118V116L47 117V119ZM66 118V117H65ZM94 117H91V119H93ZM164 118V119H163ZM204 118L202 119V120H204ZM208 118H206V119H208ZM51 119V118H50ZM59 119V118H58ZM75 120V122H73L74 120ZM200 119H198V120H200ZM210 119V118H209ZM207 120V121H210V120ZM211 119H212V117H211ZM12 120V119H11ZM49 120V119H48ZM48 120H46V121H48ZM54 120V119H53ZM164 120V121H163ZM172 120V121H171ZM24 121V120H23ZM45 121V122H46ZM70 121H72V122H70ZM183 121V120H182ZM205 121V120H204ZM207 121H205V123L207 122ZM20 122V121H19ZM202 122V121H201ZM211 122V121H210ZM210 122H208V124H212V123H214V121L212 120V122L210 123ZM44 124V122H41V124ZM52 123V122H51ZM50 123V124H51ZM58 123H59V121H58ZM40 124V125H41ZM42 124V125H43ZM47 124H49V123H47ZM64 124V123H63ZM79 124V125H78ZM148 124V123H147ZM203 124H204V122L202 123V124H199L200 125V127H201V125L203 126ZM215 124V125H216ZM52 125V124H51ZM50 125V126H51ZM58 125H60V123L58 124ZM57 125V126H58ZM215 125H213V126H215ZM42 127V126H41ZM45 127V126H44ZM43 127V129H45ZM52 127V126H51ZM59 127V126H58ZM117 127H120V129H119V131H122V133H124L126 136H122L121 135V137L117 140V138H116V136L119 134L117 131H116V129H117ZM126 127L128 128V127H131V128H128V130L126 129ZM2 128V127H1ZM53 128V127H52ZM55 128V127H54ZM60 128H62V126L60 127ZM64 128V127H63ZM174 128H177L176 129V131H177V133H175L174 132ZM13 129V128H12ZM130 129V130H129ZM54 131V130H53ZM52 130H51V132L52 133H54ZM58 131H59V133H58ZM82 131V132H81ZM170 131H173V133H175V135L173 134V133H170ZM0 132H1V130H0ZM23 132V131H22ZM81 132V133H80ZM209 132H212V133H209ZM51 135H50V134ZM112 133H113V135H112ZM118 133V134H117ZM140 134H141V136H140ZM176 134H178L179 136L178 137H176ZM184 134V133H183ZM149 135V134H148ZM170 135H174L175 137H176V139L177 140H172V138H171V136ZM50 136H53V138H51ZM77 136V137H76ZM183 136H185V135H183ZM182 136V137H183ZM203 136L201 137V138H203ZM13 137H15V136H13ZM30 137V138H29ZM24 138V137H23ZM144 138V137H143ZM143 138H140V139H143ZM186 138H187V136H186ZM201 138H199V139H201ZM210 138V139H209ZM9 139V138H8ZM15 139V138H14ZM65 139V140H64ZM116 139V140H115ZM150 140H151V136H150ZM181 140H182V138H181ZM180 140V141H181ZM197 141H195V143H197V142H199V143H197V144H195V146L196 147H198L199 146V149H201L202 147L200 146V145H202V143H203V141H205V140H199L198 141V138L196 139ZM215 140V141H214ZM14 141V140H13ZM177 141V142H176ZM183 141V140H182ZM187 141V140H186ZM8 142H9V140H8ZM20 142V141H19ZM22 142V141H21ZM24 142V141H23ZM176 142V143H175ZM184 142H185V138H184ZM188 142V141H187ZM187 142L185 143V145L187 144ZM201 142V143H200ZM209 143L208 144H210V141H208ZM28 143V142H27ZM21 144V143H20ZM23 144V143H22ZM200 144V145H199ZM205 144V143H204ZM208 144H206V145H204V147L203 148H205V146H206V149H209V146H207ZM258 144H261L260 146H258ZM23 145H25V144H23ZM182 145H183V147H182ZM188 145V144H187ZM186 145V146H187ZM198 145V146H197ZM10 145L8 144V147H9ZM22 146V145H21ZM26 146V145H25ZM194 146V145H193ZM192 146V147H193ZM194 146V147H195ZM14 147V146H13ZM24 147V146H23ZM194 147H193V151H194ZM195 147V148H196ZM201 147V148H200ZM18 148V147H17ZM25 148V147H24ZM128 148H130V150L131 149H137V150H133L131 153H130V156H127L128 154H126V156H123L122 154H121V160H120V155H118L119 153H120V151L123 149V150H125V151H127L128 150ZM189 148V147H188ZM127 149V150H126ZM192 149V148H191ZM198 149V150H199ZM206 149H204V150H206ZM11 150V149H10ZM16 151H17V149H15ZM25 150V149H24ZM196 151H195V153L194 152H191V153H193V157H194V159H193V162L195 161V157H199L200 156V154H198L197 155V148L195 149ZM16 151H14V152H16ZM201 151H202V149H201ZM11 152H12V150H11ZM13 152V153H14ZM19 151H17V153H18ZM9 154H11L12 155V153H9ZM8 154V155H9ZM16 154V153H15ZM195 154H196V156H195ZM226 154V155H227ZM174 155V156H173ZM126 157L127 159H125L124 160V166L122 165V163H121V161H122V158L123 157ZM66 157V158H65ZM177 156H175V158H176ZM192 157V158H193ZM223 157V156H222ZM10 158V157H9ZM11 158L13 159V157L11 156ZM65 160H64V159ZM64 161H63V160ZM124 159V158H123ZM156 159H158V160H156ZM174 159V158H173ZM176 159H179L180 160V158H176ZM185 159H183V161L185 160ZM175 160V159H174ZM185 160V161H186ZM188 160H187V162H188ZM201 160V159H200ZM206 160V159H205ZM13 161V160H12ZM171 161V162H170ZM176 161V160H175ZM185 161H184V163H185ZM203 161V160H202ZM200 162V166L202 167H204V169H205V166H206V161H204V162ZM0 162H2V161H0ZM15 162V163H16ZM21 162H19V163H21ZM170 162V163H169ZM199 162H196V163H199ZM12 163H14V161L12 162ZM24 163V164H25ZM121 163V164H120ZM168 163L172 166H169V167H171L170 169L168 168ZM189 163V162H188ZM187 163V164H188ZM261 164V163H260ZM9 165H11V164H9ZM175 165V164H174ZM183 165V164H182ZM181 165V166H182ZM195 165H197V164H194V166ZM199 165V164H198ZM0 166H3L2 165V163L0 164ZM26 166V165H25ZM115 166H123L122 167V169L120 168V170H116V171H114L115 170ZM180 166V167H181ZM187 166V165H186ZM259 166V165H258ZM197 167H199V166H197ZM200 167V168H201ZM1 169V168H0ZM192 169H193V164H192ZM255 169V170H254ZM176 170V169H175ZM184 170V169H183ZM195 170V169H194ZM196 171H198L197 172V174L199 173V169L197 170V168H196V170H195V173H196ZM244 171V172H243ZM243 172V173H242ZM181 173V172H180ZM244 173H245V176H244ZM247 173H249L250 174V178L248 177V178H246V174ZM177 174V173H176ZM196 174V175H197ZM205 175H207L206 173H204ZM7 175V174H6ZM110 175H113L112 177L110 176ZM195 175V174H194ZM196 175H195V177H196ZM201 174H199V176H200ZM203 175V174H202ZM111 177V178H110ZM135 177H137V178H139V180L141 181V182H139L137 185H136V187H133L132 186V188L131 189H129V187L131 186V184H132V182L134 183V181H135ZM203 178L204 176H200V178ZM206 177H208V178H206ZM20 178V179H21ZM113 178V179H112ZM141 178V179H140ZM183 178V176L181 177H179L178 176V181L180 182V180ZM201 178V179H202ZM205 178L206 179H208V181H211L210 179L211 178H209V176H205ZM205 178H204V180H205ZM11 179V180H12ZM176 179V180H175ZM183 179H185V178H183ZM181 180V182L183 183V184H186L187 186L189 185L188 183H184L185 181L184 180ZM256 179H258L257 177H256ZM18 180V179H17ZM113 180H117L116 182L115 181H113ZM138 180V179H137ZM186 180V179H185ZM16 181V180H15ZM21 181V180H20ZM22 181V182H23ZM112 181V182H111ZM121 181V182H120ZM124 181V182H123ZM207 181V182H208ZM204 182V181H203ZM206 182V180H205V186H208L209 184L208 183H212V181L211 182H208L207 183ZM10 183V182H9ZM9 183H7V185L9 184ZM11 183H13V182H11ZM10 183V184H11ZM16 183V182H15ZM18 183V182H17ZM110 183V184H109ZM131 183V184H130ZM181 183V184H182ZM195 183V182H194ZM200 182H198V184H199ZM203 183V184H204ZM53 184V185H52ZM175 184V185H176ZM182 184V185H183ZM193 184V183H192ZM191 183H190V185L189 186H191L192 185ZM201 184V183H200ZM213 184H216V183H212V185ZM12 185V184H11ZM46 186V187H49V185H50V188H51V190L49 191L46 187H44V186ZM175 185H173L172 187H174V189L175 188H177L178 186H175ZM186 185L184 186V187H186ZM212 185H209V186H212ZM9 186V185H8ZM14 186V185H13ZM23 186V185H22ZM39 186H41V187H39ZM181 186V185H180ZM197 186V185H196ZM198 186H200V185H198ZM204 186V185H203ZM208 186V188L207 187H205V188H207V190H209L210 189V187ZM214 186V185H213ZM216 186V185H215ZM218 186V185H217ZM220 186V185H219ZM36 187H37V189H36ZM39 187V188H38ZM103 187V188H104ZM171 187V188H172ZM40 188H42V189H40ZM49 188V189H50ZM117 188V187H116ZM170 188V189H171ZM190 188H192V187H190ZM194 188V187H193ZM203 188V187H202ZM204 188V190H206ZM45 189V191H42V190H44ZM48 191H47V190ZM101 189V188H100ZM178 189V188H177ZM177 189H176V191L175 192H177L178 193V191L180 190H182V188H180V189H178V191H177ZM197 189H198V187H197ZM15 190V189H14ZM24 190V188L23 189H21L20 191H23ZM29 190V191H28ZM123 190V191H122ZM188 190H189V188H188ZM191 190V189H190ZM195 191H196V189H194ZM199 190V189H198ZM182 191H185V190H182ZM193 191V190H192ZM199 191H202V189L201 190H199ZM199 191L197 192H195V193H199ZM219 191H221L222 192V195H225L226 194V190H224V188H222V187H219ZM26 192V191H25ZM191 192V191H190ZM190 192H188V194L190 193ZM182 193V192H181ZM186 194H187V191L185 192ZM184 192L182 193V194H185ZM191 193H193V192H191ZM0 194H3V193H0ZM16 194V193H15ZM14 194V195H15ZM21 195H22V192L20 193ZM166 194V193H165ZM213 194V193H212ZM221 194V193H220ZM6 195H7V193H6ZM10 195H12V194H10ZM13 195V196H14ZM97 195V194H96ZM178 195H180V192H179V194ZM204 195H206V194H204ZM203 195V196H204ZM162 196H164V197H166V199H161V197ZM201 196H202V194H201ZM214 196V195H213ZM4 197V196H3ZM9 197V196H8ZM195 197V196H194ZM2 198V197H1ZM15 198V197H14ZM18 198V197H17ZM16 198V199H17ZM158 198H160L159 200H157ZM171 198V197H170ZM179 198H181V195H180V197ZM198 198V197H197ZM228 198H230V197H228ZM4 199V198H3ZM121 199V198H120ZM188 199V198H187ZM1 200V199H0ZM7 200H8V198H7ZM88 200V199H87ZM87 200H86V202H87ZM183 200H186V198L185 199H183ZM9 201V200H8ZM21 202V204L23 203V205L21 206V205H19L18 204V202ZM91 201V200H90ZM137 201V202H136ZM192 201V200H191ZM200 201H201V199H200ZM225 201V200H224ZM224 201H223V203H224ZM234 201V200H233ZM236 201H238V199H236L235 198V202ZM256 201H257V199H256ZM3 202V201H2ZM122 202H124V200L122 201ZM228 202H230V203H233L232 202V199L230 198V200H228ZM227 202V203H228ZM234 202V203H235ZM89 203V202H88ZM222 203V204H223ZM226 203V202H225ZM5 204V203H4ZM7 204V203H6ZM9 203H8V205L9 206H11ZM104 204V203H103ZM120 204V203H119ZM118 204V206H120ZM132 204H130V205H132ZM163 204V205H162ZM173 204V207L171 208L170 206ZM181 204V203H180ZM99 205H102V203L101 204H99ZM1 206V205H0ZM3 206V205H2ZM82 206V205H81ZM138 206V207H139ZM158 206H160V208H161V206H163L164 207V209H160V210H158L157 209V207ZM182 206V204L180 205V207ZM218 206H220V205H218ZM221 206H223V205H221ZM4 207V206H3ZM3 207H2V209H3ZM7 207V206H6ZM11 207V208H12ZM135 207V206H134ZM133 207V208H134ZM183 207V206H182ZM9 208V207H8ZM15 208V209H16ZM87 208H89L88 207V205H87ZM87 208H85L86 210H87ZM118 208V207H117ZM170 208H171V210H170ZM178 208H179V206H178ZM223 208V207H222ZM5 209V208H4ZM182 209V208H181ZM224 209V208H223ZM116 210V209H115ZM170 210V211H169ZM113 211V210H112ZM171 211H172V214H173V217L171 216ZM76 212V213H75ZM182 212V211H181ZM75 213V214H74ZM79 213H81V212H79ZM82 214H83V212H82ZM170 214V215H169ZM13 215V214H12ZM79 215V214H78ZM85 215V214H84ZM136 215V214H135ZM176 215V216H175ZM80 216V215H79ZM79 216H77L79 219H80V221H79V219H78V222L75 224L76 226V230H73V228H72V230L75 232H78L77 230H80L79 228H77L78 226H80L79 224H81L83 227L84 226H88V228L90 227V226H92V224H93V222H90L89 224H91V225H89L88 224V220H89V218L87 219V217L88 216H86V218H83V215H82V218L83 219H81V217H79ZM161 216V217H162ZM171 216V217H170ZM9 217H10V215H9ZM135 217V216H134ZM135 217V218H136ZM8 218V217H7ZM135 218H133V219H135ZM181 219V220H183V216H179L178 217V219ZM222 218L224 219V217L222 216ZM243 219V217H239L238 219H240V222H241V224L240 225H242V224H245L244 222V220L245 219H243V223H242V219ZM162 219V218H161ZM168 219V220H169ZM176 219V218H175ZM162 220H165V219H162ZM167 220V221H168ZM177 220V219H176ZM175 220V221H176ZM180 220V221H181ZM185 220V219H184ZM74 221V220H73ZM92 221V220H91ZM179 220H177V222H178ZM179 221V222H180ZM248 221V222H247ZM246 221V223L250 226L249 228H251V229H253L254 230V228H252L253 226L251 225V222H250V220H247ZM172 222H174L173 220H172ZM171 222V223H172ZM177 222H175L177 225L179 224V223H177ZM239 221L237 220L236 221V224L238 223ZM239 222V223H240ZM75 223V222H74ZM73 223V224H74ZM165 223V222H164ZM170 223V222H169ZM171 223H170V225H168V226H171ZM184 223V222H183ZM88 224V225H87ZM154 224V223H153ZM160 224V223H159ZM162 224V223H161ZM160 224V229L162 228L163 229V227L165 226H163L162 227V225ZM247 224H245V226L247 225ZM59 225H65L64 227H60ZM94 225V224H93ZM154 225H156V224H154ZM173 225V224H172ZM1 226V225H0ZM37 226H41V227H39L38 229H37ZM132 226H135V225H132ZM150 226H152V227H150ZM167 226V225H166ZM167 226V227H168ZM179 226V225H178ZM190 226V225H189ZM207 226V225H206ZM206 226H205V228H206ZM209 226V225H208ZM211 226V225H210ZM210 226L208 227V228H206L208 231L207 232H212L213 231V229H215L216 227H212V228H210ZM239 226V225H238ZM238 226H236V228H238ZM243 226V225H242ZM252 226V227H251ZM83 227H81V228H83ZM93 228H94V226H92ZM135 227H138V225H136ZM148 227H150V228H148ZM156 228H157V226H155ZM186 227V226H185ZM240 227V229L238 228V230H242L243 228L241 227V226H239ZM247 227V226H246ZM59 228V229H58ZM60 228H61V230H60ZM70 228H71V225H70ZM85 228V227H84ZM88 228H85V229H87V231L89 232V229ZM180 228V227H179ZM210 228V229H209ZM217 228H218V225H217ZM220 228V227H219ZM11 229V230H10ZM154 229V228H153ZM152 229V230H153ZM211 229H212V231H211ZM245 229V228H244ZM244 229H243V231H244ZM255 229H256V227H255ZM13 230V231H12ZM71 230V229H70ZM91 230L92 229H90V232H91ZM146 230V229H145ZM151 230V231H152ZM164 230H166L167 231V229H163V231ZM169 230V229H168ZM172 230V229H171ZM174 230V229H173ZM204 230V229H203ZM246 230H248V227H247V229ZM4 231H5V229H4ZM3 231V232H4ZM9 231H7V233L9 232ZM57 231H59V232H57ZM82 231V230H81ZM81 231H79V232H81ZM149 231V230H148ZM148 231H147V233H148ZM160 231H162V230H160ZM180 231H182L181 230V228H180ZM186 231V230H185ZM192 231H194V230H192ZM192 231H189V232H191L192 233ZM206 231V230H205ZM204 231V232H205ZM214 231H216V230H214ZM213 231V232H214ZM243 231H241V232H243ZM56 232V233H55ZM72 232V231H71ZM84 232V231H83ZM87 232V233H88ZM92 232H94V231H92ZM144 233H145V231H143ZM141 233V234H144V233ZM165 232V231H164ZM171 232V231H170ZM206 232V233H207ZM209 232V233H210ZM213 232H212V234H209L210 235V237L212 238V236L211 235H214L213 234ZM216 232H218V231H216ZM246 233L248 232V231H245ZM85 233H86V231H85ZM158 233V232H157ZM239 233V232H238ZM79 234H81V233H79ZM181 234H183L182 232H181ZM216 234V233H215ZM250 234V233H249ZM254 234H257V233H254ZM61 235V234H60ZM89 235V234H88ZM177 235H179V234H177ZM176 235V236H177ZM191 235V234H190ZM192 235H193V233H192ZM244 235V234H243ZM252 235V234H251ZM0 236V237H1ZM5 236V237H4ZM84 236H86V234L84 235ZM158 236V235H157ZM181 236V235H180ZM179 236V237H180ZM204 236H206V238H207V235L204 233ZM203 236V237H204ZM255 235H253V237H254ZM257 236H258V234H257ZM11 237V238H10ZM182 237V236H181ZM202 237V240L203 239H205V238H203ZM210 237H209V239H210ZM249 237L251 238V236L249 235ZM252 237V238H253ZM261 237H263L262 236V234H261ZM260 237V238H261ZM12 238V239H13ZM175 238V237H174ZM173 238V239H174ZM195 238V237H194ZM242 238V237H241ZM241 238H240V241H241ZM244 238V237H243ZM245 238H246V235H245ZM247 238H248V235H247ZM250 239L251 241H253V239ZM257 238V237H256ZM1 239V238H0ZM197 239H199V238H197ZM208 239V238H207ZM206 239V240H207ZM208 239V240H209ZM259 239V238H258ZM166 240H169V239H166L165 238V241ZM171 240V239H170ZM175 240V239H174ZM216 240V239H215ZM243 240V239H242ZM249 240V241H250ZM260 240V239H259ZM11 241V240H10ZM161 241V240H160ZM164 241V242H165ZM171 241H173V240H171ZM210 241V240H209ZM214 241V240H213ZM249 241H248V243H249ZM12 242V241H11ZM16 242V241H15ZM14 242V243H15ZM167 242H169V241H167ZM217 242H219V241H217ZM161 243V242H160ZM163 243V242H162ZM172 243V245H173V243L174 242H171ZM171 243L169 244V243H167V245H171ZM176 243V242H175ZM174 243V244H175ZM213 244L215 243V241L214 242H212ZM231 242H229L228 244H230ZM242 243V242H241ZM241 243H239V244H237V246L238 245H240ZM142 244H144V243H142ZM166 244V243H165ZM236 244V243H235ZM243 244V243H242ZM17 243H16V248L19 250V248L20 249H22L20 246H19V248L17 247ZM158 245V244H157ZM156 244H155V247L157 246ZM161 245V244H160ZM166 245V246H167ZM171 245V246H172ZM175 245H177V243L175 244ZM175 245H173V246H175ZM199 245V244H198ZM217 245V244H216ZM219 245V244H218ZM220 245H221V243H220ZM233 245V244H232ZM232 245H229L230 247L232 246ZM8 246V245H7ZM72 246V245H71ZM169 246H167L168 247V249L167 250H170L169 248ZM203 246V245H202ZM211 246V245H210ZM222 246V245H221ZM233 246H235V245H233ZM245 246V245H244ZM9 247V246H8ZM64 247V246H63ZM158 247V246H157ZM162 247H164L163 245H162ZM182 247H184V248H186V246H181V249H182ZM206 247V246H205ZM205 247L203 246V248L205 249ZM208 247V246H207ZM213 247V246H212ZM212 247H209V248H206V249H208V251H209V249L211 248V250L213 251V250H215L214 248H212ZM228 247V246H227ZM239 247V246H238ZM238 247H234L235 248V250L238 248ZM255 247V246H254ZM15 248V250H17ZM75 247L73 246V250H76V249H74ZM159 248H160V246H159ZM173 248H175V247H173ZM203 248H201V249H203ZM215 248H217V250H215V251H218V250H220L221 248H223V247H215ZM220 248V249H219ZM249 248V247H248ZM2 249V248H1ZM161 249H163V248H161ZM165 249H166V247H165ZM172 249V248H171ZM177 250H175V249H173L174 251H175V253L177 252V251H180V250H178V249H180V247L179 248H176ZM202 250V251H205V250ZM246 249V248H245ZM245 249H241V252L242 251H244ZM6 250H9V249H6ZM13 250H14V245H13ZM14 250V251H15ZM18 250H17V252H18ZM166 250V251H167ZM173 250H170V253H172L171 255H175V256H177V255H179L178 254V252H177V254H175L174 253V251ZM222 250V249H221ZM221 250L219 251V252H221ZM231 250H234V249H231ZM250 250V249H249ZM11 249L8 251V254L9 253H11V252H13V251H11ZM147 251V250H146ZM165 251V250H164ZM172 251V252H171ZM184 251V250H183ZM187 251V250H186ZM207 251V250H206ZM223 252H224V250H222ZM238 251H239V249H238ZM247 251V250H246ZM246 251H244V252H246ZM2 252H4L3 250H2ZM1 250H0V257H1ZM73 252H75V251H73ZM243 252V253H244ZM260 252H262L261 250H260ZM14 253H16V252H14ZM161 253V252H160ZM168 255L170 254V253H168V252H166ZM182 253H184V252H182ZM198 253H199V255H201L200 254V251H198ZM201 253H203V252H201ZM213 253H214V251H213ZM217 253V254H216ZM216 253H214V254H216V256H219L218 254V252H216ZM238 252H236V254H237ZM249 253H251V252H249ZM12 255H14L13 253H11ZM157 253H155V255H156ZM162 254L164 255V253H161V255H158V256H162ZM205 254V253H204ZM204 254H202L203 255V257H204ZM209 254H210V251H209ZM239 254V253H238ZM252 254V253H251ZM256 254V253H255ZM2 255H3V253H2ZM206 255H207V253H206ZM221 255H222V253H221ZM242 255H244V254H242ZM250 255V254H249ZM248 255V253L246 254V256H248L249 258V260H251L250 259V256ZM5 256V253H4V255L2 256V257H4ZM9 256L11 257V255L9 254ZM25 256V255H24ZM151 256V255H150ZM152 256H154V253H153V255ZM157 256V255H156ZM155 256V257H156ZM164 256H167V255H164ZM174 256V257H175ZM237 256H239V255H237ZM241 256V255H240ZM254 256V253L252 254V257ZM5 257H7V255L5 256ZM9 257V258H10ZM251 257V258H252ZM255 257V256H254ZM8 258V257H7ZM11 258H13V257H11ZM10 258V259H11ZM24 258V257H23ZM202 257H200V259H201ZM205 258L207 259V256H205ZM204 258V260L206 261V259ZM245 258V257H244ZM247 258V257H246ZM25 259V258H24ZM203 259V258H202ZM253 260V259H252ZM203 261V260H202ZM204 261V262H205ZM242 263H243V261H242ZM241 263V264H242ZM8 264V263H7ZM227 264V263H226ZM240 264V263H239ZM244 264V263H243ZM247 264V263H246ZM249 264V263H248Z\"/></svg>","mask_w":264,"mask_h":264}]
</instances>
